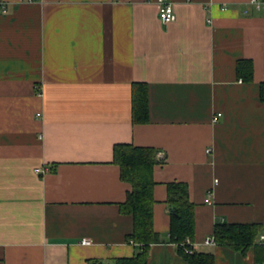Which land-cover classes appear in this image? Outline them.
Instances as JSON below:
<instances>
[{
    "label": "crops",
    "instance_id": "obj_1",
    "mask_svg": "<svg viewBox=\"0 0 264 264\" xmlns=\"http://www.w3.org/2000/svg\"><path fill=\"white\" fill-rule=\"evenodd\" d=\"M167 1L174 19L162 24L155 0H0V264H104L135 252L131 217L117 207L128 184L111 163L114 143L163 153L152 169L161 238L165 184L183 182L192 250L212 264H254L251 249L202 240L223 221L258 224L264 242V4ZM240 58L251 61L249 82L235 77ZM132 82L146 87L143 123L130 122ZM146 264L189 263L155 243Z\"/></svg>",
    "mask_w": 264,
    "mask_h": 264
},
{
    "label": "trees",
    "instance_id": "obj_2",
    "mask_svg": "<svg viewBox=\"0 0 264 264\" xmlns=\"http://www.w3.org/2000/svg\"><path fill=\"white\" fill-rule=\"evenodd\" d=\"M234 74L241 82H249L252 77L250 59H236ZM257 97L264 102V78L258 83ZM146 87L142 82L130 84V122L143 123L147 119ZM157 150L131 143H114L111 147V163L118 167V177L128 184L124 199L117 204L118 212L129 214L131 231L125 240L135 246L129 257L114 258L104 264H146L150 244L170 243L175 251L189 264H212L210 252L187 251L193 239V205L188 200L185 183L171 181L165 184V204L168 213V228L162 238L152 228V179L153 166L160 163ZM260 226L255 223H213L211 236L214 244L224 246L239 254L252 250L253 263L264 264V242L256 240ZM85 264H103L95 259H87Z\"/></svg>",
    "mask_w": 264,
    "mask_h": 264
},
{
    "label": "built area",
    "instance_id": "obj_3",
    "mask_svg": "<svg viewBox=\"0 0 264 264\" xmlns=\"http://www.w3.org/2000/svg\"><path fill=\"white\" fill-rule=\"evenodd\" d=\"M156 5H157V19L159 20L160 23H168L174 19V14L172 11V6L171 3L167 0H155ZM248 3L255 9L258 10L262 7L264 4V0H249ZM224 9V7H221ZM242 13L246 14V10H243ZM207 22L209 23L210 20L207 19ZM218 114H214L211 117V121L215 122L217 120ZM156 157H162L163 153L161 151L156 152ZM35 171H40L39 169H35ZM207 202V200H205ZM258 241L263 242V235H258L257 237ZM81 244L87 245L90 243L89 239H81L80 241ZM203 245H212L214 244L212 236L206 237L202 240ZM194 248V245L192 243L189 244V249L187 251H191Z\"/></svg>",
    "mask_w": 264,
    "mask_h": 264
}]
</instances>
